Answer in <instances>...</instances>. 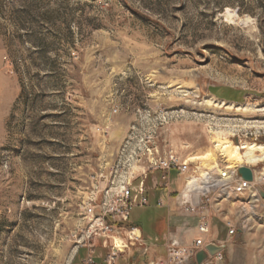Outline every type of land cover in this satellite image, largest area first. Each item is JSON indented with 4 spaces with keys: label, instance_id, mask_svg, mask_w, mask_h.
<instances>
[{
    "label": "rangeland",
    "instance_id": "rangeland-1",
    "mask_svg": "<svg viewBox=\"0 0 264 264\" xmlns=\"http://www.w3.org/2000/svg\"><path fill=\"white\" fill-rule=\"evenodd\" d=\"M260 131L257 144L264 0H0V264H84V206L127 138V157L212 151L222 168L219 139L235 146L239 134L254 142ZM164 174L148 176L174 199L154 191L131 214L149 250L130 246L118 264L161 256L170 218L174 230L192 228L179 210L185 176ZM235 196L223 209L238 233L228 240L214 219L228 240L224 264H264V205Z\"/></svg>",
    "mask_w": 264,
    "mask_h": 264
},
{
    "label": "built area",
    "instance_id": "built-area-1",
    "mask_svg": "<svg viewBox=\"0 0 264 264\" xmlns=\"http://www.w3.org/2000/svg\"><path fill=\"white\" fill-rule=\"evenodd\" d=\"M259 133L260 137L255 135L254 142H261L262 131ZM242 141L243 138L239 134L237 144ZM130 142L131 138L125 140L118 160L97 186L95 197L84 206L89 226L77 245L78 248L88 249L83 263L118 264L121 255L130 246L137 244L147 252L150 244L143 237L141 230L131 223L132 210L136 206L150 204L146 180L151 171L165 172L164 179L169 178L170 172L176 171L179 175L185 176V185L178 192L179 210L181 214L192 217L194 224L192 228H179L165 235V253L150 258L148 264H224L225 248L211 254L207 246L210 243H216L226 247L228 240L241 229L239 222L224 215V202L233 200V192L250 191L251 194L259 196L258 207L264 205V198L259 191V188L264 189V157L254 162L245 161L233 168H227L225 165L217 177H214L213 173L208 177L200 175L205 187L195 185L187 191L190 179L197 176V170L192 167L193 162L183 159L173 151L164 156H155L154 152L149 149L151 156L147 157V153L142 148L135 150L127 157L125 153ZM260 144L264 145V143ZM255 152L258 155H264L262 150H255ZM145 157L147 160L144 159ZM142 160L145 161L144 165L140 166L143 168L142 171L135 173L134 163ZM243 165L252 169L253 180L244 179L240 175L239 167ZM156 204L164 205L162 200ZM241 206L245 211V202H242ZM215 217L223 219L228 240L220 239L219 229L215 226ZM248 220L250 218L243 220L242 227H246ZM215 229H217L216 232ZM117 237H123L121 238L124 241L123 247L117 245ZM98 242H101L100 246ZM98 247L105 249L106 253L100 252ZM201 251H206L208 256L202 263H199L198 254Z\"/></svg>",
    "mask_w": 264,
    "mask_h": 264
},
{
    "label": "bare ground",
    "instance_id": "bare-ground-1",
    "mask_svg": "<svg viewBox=\"0 0 264 264\" xmlns=\"http://www.w3.org/2000/svg\"><path fill=\"white\" fill-rule=\"evenodd\" d=\"M232 105V104H231ZM229 106V105H228ZM232 106H229L228 108H231ZM240 109V108H238ZM246 110V108H245ZM243 142V141H242ZM235 144V146L231 145V142L221 140L219 139L216 144V149L218 150L219 155L222 156L224 161L226 162L227 168H233L241 163H244L245 161L254 162L257 161L260 158H263L264 155H258L255 150H262L264 152V145L263 144H257L256 142H243V144ZM233 143V142H232ZM245 152L241 151L244 150ZM191 162H196L199 164L198 171L200 172L201 176L208 177L209 174L212 173L211 169L210 171L208 169L217 168L219 171H223V169L219 166L217 156L214 152L208 151L205 152L203 155H196L192 156L188 159ZM201 176H194L192 179H190V183L188 185L187 191L193 188L195 185L204 186L202 183V177ZM246 194H251L250 191H244V190H237L236 192H233V195L236 196H246ZM252 195V199L250 200V204H254V206H258L259 203V196L258 195ZM235 196V197H236ZM252 204V206H253ZM139 232V231H138ZM116 243L119 247H123V241L119 238H116Z\"/></svg>",
    "mask_w": 264,
    "mask_h": 264
},
{
    "label": "crops",
    "instance_id": "crops-1",
    "mask_svg": "<svg viewBox=\"0 0 264 264\" xmlns=\"http://www.w3.org/2000/svg\"><path fill=\"white\" fill-rule=\"evenodd\" d=\"M153 172H154V171H151V172L149 173V175H151ZM174 172H176V171H174ZM176 173L179 174L178 172H176ZM150 178H151V180L149 179V176H148V178H147V180H146V185H147V195L149 196V199H150V201H151V194H154V191H157V192H158V191H162V190H164V189H166V188H164V187H162V186H158V185L156 184V182H154V177H150ZM166 193L168 194V196L170 197V200L172 201L174 198L171 197V196L169 195V190H168V189H166ZM159 200H162L163 203L165 204V201H164V199H163L162 197H159V198L156 200V203H157ZM163 206H164V205H163ZM170 214H171V212H170ZM170 219H171V218H170ZM170 219H169V222H168L167 227H164V228L162 229V231H161L162 233H160L159 235L165 237V235H167L170 231L174 230V228H171L172 225H171ZM131 223H132L134 226H137V227L141 230V232H142V234H143V237L145 238V240L147 241V243L151 244L150 242H148L147 237H146L145 233L143 232L142 228H141L138 224H135V223L132 222V221H131ZM156 236H157V234H156ZM157 237H158V236H157ZM157 237H156V238H157ZM152 244H153V245H156V246H162V244L159 245L158 243H156V244L152 243ZM159 250L162 251V254H161V255H163V254L165 253V247L162 246L161 248H159ZM156 256H158V255H156ZM156 256H154V257H156ZM148 261H149V260H148Z\"/></svg>",
    "mask_w": 264,
    "mask_h": 264
},
{
    "label": "water",
    "instance_id": "water-1",
    "mask_svg": "<svg viewBox=\"0 0 264 264\" xmlns=\"http://www.w3.org/2000/svg\"><path fill=\"white\" fill-rule=\"evenodd\" d=\"M239 173L244 179L253 180V172H252V169L250 167L245 166V165L240 166L239 167ZM259 191H260V194L262 195V197L264 198V189L259 188ZM224 248H225L224 245H218L216 243H210L207 246V249L211 254H215L216 252H218ZM207 256H208V253L206 251H201L198 254V262L202 263L207 258Z\"/></svg>",
    "mask_w": 264,
    "mask_h": 264
}]
</instances>
